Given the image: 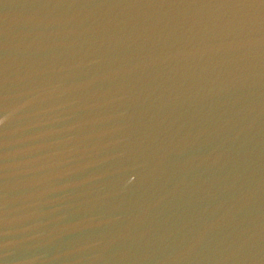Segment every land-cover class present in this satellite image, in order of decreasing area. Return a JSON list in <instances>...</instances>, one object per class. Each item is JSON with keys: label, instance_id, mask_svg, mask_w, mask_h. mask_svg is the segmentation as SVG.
I'll return each instance as SVG.
<instances>
[{"label": "water", "instance_id": "obj_1", "mask_svg": "<svg viewBox=\"0 0 264 264\" xmlns=\"http://www.w3.org/2000/svg\"><path fill=\"white\" fill-rule=\"evenodd\" d=\"M0 264H264V0H0Z\"/></svg>", "mask_w": 264, "mask_h": 264}]
</instances>
